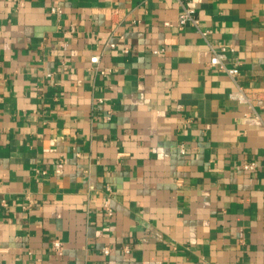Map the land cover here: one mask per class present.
Returning <instances> with one entry per match:
<instances>
[{
    "label": "crops",
    "instance_id": "crops-1",
    "mask_svg": "<svg viewBox=\"0 0 264 264\" xmlns=\"http://www.w3.org/2000/svg\"><path fill=\"white\" fill-rule=\"evenodd\" d=\"M181 1L0 0V264H264V0Z\"/></svg>",
    "mask_w": 264,
    "mask_h": 264
},
{
    "label": "built area",
    "instance_id": "built-area-1",
    "mask_svg": "<svg viewBox=\"0 0 264 264\" xmlns=\"http://www.w3.org/2000/svg\"><path fill=\"white\" fill-rule=\"evenodd\" d=\"M63 2L64 0H51V8H50V12L53 16H55L56 18H59L62 13H63ZM177 2L180 4L181 6V10L180 13L178 15L177 18V22H176V28L181 30L183 27H185L187 24H190L191 26H193L197 32L204 38V40L207 38L209 32H203L199 29V22L198 20L194 17V12L192 10H190L189 8H187L186 6L183 5V2L181 0H177ZM164 26L166 27H171L172 24L169 22L164 23ZM65 44L63 45V48H65ZM109 47L114 48L115 45L114 44H109ZM209 47V51H210V59H209V65L212 67H219L221 70H223L227 76L232 80L233 84H234V91H232L229 94V99L232 101H235L238 104H242L247 106V108L251 111H253L254 108V98L255 96L249 92L246 88L242 87L238 81H237V77L239 76V71L237 68L235 67H226L224 65V60L226 58V52H227V48L224 46H219L218 48L213 47L211 44H208ZM124 53L128 52L127 48H124L123 50ZM99 61V57L98 56H94L93 58L90 59V63L91 64H97ZM97 70V69H95ZM99 74L101 76H104L106 74L105 70H101L99 72ZM179 151L181 154L185 153V148L183 145L180 146ZM256 163L255 162H250V163H246L242 165V169L244 171H248V172H253L256 170ZM106 192L107 195L110 196L112 194V191L109 187H106ZM109 201L110 199L107 198L105 200L104 203V207L108 213V215L110 216L112 214L110 205H109ZM6 206L5 202H2L0 204V207L4 208ZM52 249L54 252L56 253H60L62 250V246L61 243L57 240H55L52 243ZM126 250V249H125ZM102 253L107 256L110 254V248H104L102 250Z\"/></svg>",
    "mask_w": 264,
    "mask_h": 264
}]
</instances>
